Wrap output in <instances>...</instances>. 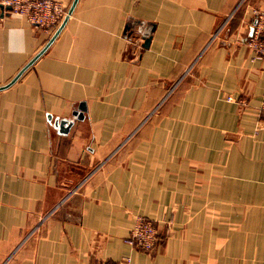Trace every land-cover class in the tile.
I'll return each instance as SVG.
<instances>
[{
	"label": "crops",
	"instance_id": "obj_1",
	"mask_svg": "<svg viewBox=\"0 0 264 264\" xmlns=\"http://www.w3.org/2000/svg\"><path fill=\"white\" fill-rule=\"evenodd\" d=\"M58 1L0 7V264H264V0Z\"/></svg>",
	"mask_w": 264,
	"mask_h": 264
},
{
	"label": "built area",
	"instance_id": "obj_2",
	"mask_svg": "<svg viewBox=\"0 0 264 264\" xmlns=\"http://www.w3.org/2000/svg\"><path fill=\"white\" fill-rule=\"evenodd\" d=\"M0 7L7 9L10 15L23 18L48 32L70 16L69 7L58 0H0ZM247 44L257 56L264 57V13L255 12L252 34ZM228 100L231 98L228 97ZM259 116L264 125V97L259 108ZM159 241L157 225L143 216L135 217L130 234L125 239V243L131 248L150 255L157 249ZM115 264H130V259L124 258Z\"/></svg>",
	"mask_w": 264,
	"mask_h": 264
},
{
	"label": "water",
	"instance_id": "obj_3",
	"mask_svg": "<svg viewBox=\"0 0 264 264\" xmlns=\"http://www.w3.org/2000/svg\"><path fill=\"white\" fill-rule=\"evenodd\" d=\"M70 14H71V11H70ZM150 42H151V38L148 37L147 39H145L143 47L148 48L150 45Z\"/></svg>",
	"mask_w": 264,
	"mask_h": 264
},
{
	"label": "rangeland",
	"instance_id": "obj_4",
	"mask_svg": "<svg viewBox=\"0 0 264 264\" xmlns=\"http://www.w3.org/2000/svg\"><path fill=\"white\" fill-rule=\"evenodd\" d=\"M168 95H170V93H168ZM168 95H167V96H168ZM167 96H166V97H167ZM166 97H164V98H166ZM163 100H164V99H163Z\"/></svg>",
	"mask_w": 264,
	"mask_h": 264
}]
</instances>
